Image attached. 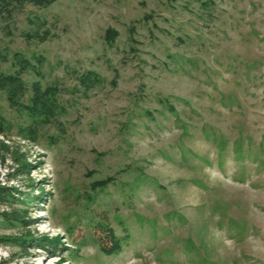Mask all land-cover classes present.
Segmentation results:
<instances>
[{"label":"rangeland","instance_id":"obj_1","mask_svg":"<svg viewBox=\"0 0 264 264\" xmlns=\"http://www.w3.org/2000/svg\"><path fill=\"white\" fill-rule=\"evenodd\" d=\"M18 54L63 108L32 140L0 91V264H264V0L29 4Z\"/></svg>","mask_w":264,"mask_h":264},{"label":"trees","instance_id":"obj_2","mask_svg":"<svg viewBox=\"0 0 264 264\" xmlns=\"http://www.w3.org/2000/svg\"><path fill=\"white\" fill-rule=\"evenodd\" d=\"M56 1L57 0H0V22L5 18L11 17L14 12L26 5L30 4L38 7H47ZM116 33V30L112 28L107 30L106 38L108 42H113L115 40ZM18 55L17 59L20 63V68L17 71L5 72L0 66V91L6 94L10 106L27 112L30 118V124L23 129L28 138L37 140L39 137L37 129L39 124L43 121L52 119L63 108V103L59 94L62 89L56 85L43 88L39 82H35L29 94L27 84L24 82L22 76L30 67V62L26 56ZM81 80L83 83L90 85L94 82H100L101 77L97 72L88 70L81 76ZM27 94V99H25ZM4 131L5 118L0 116V133ZM96 183L97 186L101 188L107 185L106 180H101ZM14 197L10 187L0 185L1 201H9L14 199ZM3 215L12 221L26 222V219L22 217L18 211L13 213L3 212Z\"/></svg>","mask_w":264,"mask_h":264}]
</instances>
